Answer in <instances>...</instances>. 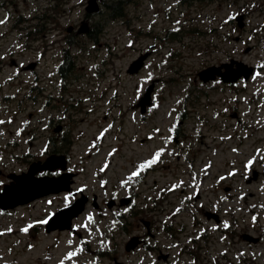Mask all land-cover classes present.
Returning <instances> with one entry per match:
<instances>
[{"label": "rangeland", "instance_id": "obj_1", "mask_svg": "<svg viewBox=\"0 0 264 264\" xmlns=\"http://www.w3.org/2000/svg\"><path fill=\"white\" fill-rule=\"evenodd\" d=\"M178 1L137 4L122 24L104 22L110 31L99 41L102 45H89L93 53H81L76 73L67 80L65 90L70 98L53 103L50 96H59V79L53 73L61 58L59 47L41 55L40 43L22 44L23 24L12 31L19 18L30 24L45 2L0 0V184L9 182V174L26 172L31 163L50 155L51 147L45 143L57 138L48 127L55 118L74 128L68 171L78 174L71 193L43 197L8 212L0 210V264H116V260L123 264H264V236L260 244L242 239L245 233L264 235V108L255 110L247 103L254 101V90L264 84V72L255 77L249 91L243 84L234 89L210 88L198 79L202 70L230 59L258 66L264 63L260 38L264 31L257 30L262 12L256 7L264 0L192 5ZM79 2L73 0L63 9L65 16L59 19L63 29L80 22L83 6ZM247 13L246 30L229 21ZM58 34L46 37L48 45L59 40ZM238 36L240 41L235 40ZM149 46L154 47L146 64L130 75L129 65ZM247 47H251L248 53ZM35 61V72L21 70ZM151 85L153 112L143 120L137 103ZM81 86L87 91L80 92ZM81 98L91 100L97 113L86 115ZM46 100L55 104V111L44 106ZM72 100L74 110L69 118L63 108ZM233 112L239 117L232 118ZM183 115L190 118L185 120ZM96 117L99 128L91 122ZM180 120L186 140L202 138L194 145L197 153L191 175L182 156L184 147L169 137L172 133L168 131ZM100 129L114 131L106 141L123 147L113 158L116 166L106 173L98 171L104 157L90 155ZM166 158L169 166L162 168ZM141 160H149V166L161 163L146 179H138L134 163ZM254 169L260 176L247 184ZM228 185L233 187L230 196L223 190ZM81 191L96 201L99 211L91 201L74 221V231L46 232L47 218L70 203L72 193ZM198 192L201 197L196 199ZM128 195H134L132 211L139 213L140 220L129 219L130 208L120 207V200ZM115 198L117 206L110 209L108 203ZM208 211L219 213L222 226L205 217ZM118 213L126 223L123 229L116 227ZM144 222H149V229ZM167 226L183 227L184 233L173 238L165 231ZM139 236L145 243L126 252L131 237ZM193 238L197 243H190ZM182 245L196 249L199 258L179 251ZM164 255H169V261L163 260Z\"/></svg>", "mask_w": 264, "mask_h": 264}, {"label": "water", "instance_id": "obj_2", "mask_svg": "<svg viewBox=\"0 0 264 264\" xmlns=\"http://www.w3.org/2000/svg\"><path fill=\"white\" fill-rule=\"evenodd\" d=\"M89 10H97L95 0H92L90 2ZM141 61L142 59L136 64H133L130 71L136 72L140 68ZM235 63L237 64L238 69L229 70L227 71V73L222 75V78L225 82H235L238 80L239 77H241V75H244L247 78L252 72L251 68H248L243 63H238L235 61L231 62L230 64H227L226 67L232 68L233 64ZM218 71L219 69L217 68H210L204 72L203 76L206 77L205 80H207L209 78H213L214 74ZM47 166L48 165L40 167L34 164L28 174L12 176L16 183H12L11 185L5 186L4 189L0 192V207L2 209L15 208L19 205L27 204L46 194L59 191V188H56L50 184H46L47 179H36L34 177L37 171L45 169V167ZM52 184L55 185L54 183ZM82 204L83 201H79L75 206L58 213L48 224L49 231L57 228L63 229L69 227V221L72 217L71 215H77L78 212L81 210ZM249 239L252 240L251 238ZM133 246V244L130 245V247Z\"/></svg>", "mask_w": 264, "mask_h": 264}, {"label": "trees", "instance_id": "obj_3", "mask_svg": "<svg viewBox=\"0 0 264 264\" xmlns=\"http://www.w3.org/2000/svg\"><path fill=\"white\" fill-rule=\"evenodd\" d=\"M122 1V0H121ZM121 1H117L115 3L112 4V8H109V11L111 13V15H117L116 17H122L124 15V11H123V8H124V4L121 2ZM190 1H194V0H190ZM196 1H205V0H196ZM95 29V30H94ZM99 28H97L96 26L92 29L91 31V35L94 34L95 37L98 33V30ZM70 58H66L65 62L62 64V66L60 67L61 68V71L63 72H66V70L70 68V66H72L73 64V61H69ZM67 61V62H66Z\"/></svg>", "mask_w": 264, "mask_h": 264}, {"label": "flooded vegetation", "instance_id": "obj_4", "mask_svg": "<svg viewBox=\"0 0 264 264\" xmlns=\"http://www.w3.org/2000/svg\"><path fill=\"white\" fill-rule=\"evenodd\" d=\"M106 4H108V3H107V0H102V1H101V6H103L104 9L102 10V12H101V14H100L99 16H102V15H103L102 13H104L105 5H106ZM83 16H88V15L85 13V14H83ZM90 30H91V29H90Z\"/></svg>", "mask_w": 264, "mask_h": 264}]
</instances>
